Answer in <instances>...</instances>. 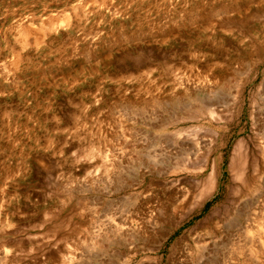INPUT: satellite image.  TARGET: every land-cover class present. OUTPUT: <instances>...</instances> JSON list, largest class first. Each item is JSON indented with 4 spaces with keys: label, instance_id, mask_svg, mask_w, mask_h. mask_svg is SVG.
I'll list each match as a JSON object with an SVG mask.
<instances>
[{
    "label": "rangeland",
    "instance_id": "1",
    "mask_svg": "<svg viewBox=\"0 0 264 264\" xmlns=\"http://www.w3.org/2000/svg\"><path fill=\"white\" fill-rule=\"evenodd\" d=\"M263 110L264 0H0V264H264Z\"/></svg>",
    "mask_w": 264,
    "mask_h": 264
},
{
    "label": "bare ground",
    "instance_id": "2",
    "mask_svg": "<svg viewBox=\"0 0 264 264\" xmlns=\"http://www.w3.org/2000/svg\"><path fill=\"white\" fill-rule=\"evenodd\" d=\"M253 41V40H252ZM248 69V68H247ZM199 77V76H198ZM192 78V77H191ZM188 79H189V77H188ZM206 80V79H205ZM208 80V79H207ZM200 82H203V81H201V80H199ZM192 82V81H191ZM190 82V83H191ZM206 83H208V82H206ZM190 85V84H189ZM195 85V84H194ZM192 87V86H191ZM235 88V87H234ZM231 93V92H230ZM223 100V99H222ZM229 100H230V98H229ZM233 100V99H232ZM235 100V99H234ZM194 102V101H193ZM227 102V101H226ZM230 102V101H229ZM204 103V102H203ZM212 103V102H211ZM218 103V102H217ZM223 103H225V102H223ZM196 104V103H195ZM214 104V103H213ZM232 104V103H231ZM212 104H210V103H206V104H204V105H200L201 107L203 106V108H199L198 109V111H196L195 109V113H199V112H201L202 111V109L203 110H205V111H207V114L209 113L210 115V117H212V118H210L209 116V119H207V121H206V123L207 124H209L210 126H212V125H216V127H218V130L216 131V136L213 138V136H211V138L209 139V141H206V139H205V141H204V137H203V135H202V139H194L193 137H190V138H193L195 141H193V143H191V145H192V148H191V150H190V156L192 157V159L193 160H196V161H198V159H207L208 160V157H210L213 153H215L216 151H218L219 149H221V144H220V142H221V140H222V137H223V131L221 132L219 129H220V123H221V119H222V117H216L215 118V113H214V111H212V108H213V106H212V108H209L210 106H211ZM216 105V104H215ZM224 106V105H223ZM227 107V106H226ZM191 108V107H190ZM189 108V109H190ZM198 108V107H197ZM229 108V107H228ZM177 109H179V108H177ZM211 109V110H210ZM253 109H255V108H253ZM191 110H193V109H191ZM226 110V109H225ZM259 110V109H258ZM180 111V110H179ZM264 111V110H263ZM260 112V111H259ZM221 113V112H220ZM227 113V112H226ZM230 113V112H229ZM255 113V112H254ZM212 114L214 115V116H212ZM228 114V113H227ZM189 115V114H188ZM187 115V116H188ZM201 115V114H200ZM218 115V114H217ZM186 116V115H185ZM202 116V115H201ZM256 117V116H255ZM200 118V117H199ZM219 118V119H218ZM254 119V118H253ZM181 120H183V119H181ZM189 120V119H188ZM190 120H193V121H198L199 119H195V118H190ZM224 120V119H223ZM226 120V119H225ZM225 120H224V122H225ZM200 121V120H199ZM223 122V123H224ZM255 122V121H254ZM175 123H176V121H175ZM222 123V124H223ZM264 123V122H263ZM252 124V123H251ZM162 125V124H161ZM195 125V124H194ZM205 129H207V128H205ZM200 131V130H199ZM209 131H210V129H209ZM208 131V132H209ZM201 132V131H200ZM259 132V131H258ZM205 133V132H204ZM207 133V132H206ZM195 134V133H194ZM199 134V133H198ZM212 134V133H211ZM256 134V133H255ZM254 134V135H255ZM260 134V133H259ZM204 135H206V134H204ZM176 136V135H175ZM191 136H193V135H191ZM253 137H255V136H253ZM257 138V137H256ZM208 139V138H207ZM259 141V140H258ZM177 142V141H176ZM191 142V141H190ZM260 143V142H259ZM242 144V143H241ZM256 144V143H255ZM261 146L263 145V144H260ZM257 146V145H256ZM259 147V146H258ZM239 148V147H238ZM256 148V147H255ZM237 149V148H236ZM259 149V148H258ZM232 150V149H231ZM234 150V149H233ZM206 151V152H205ZM237 151V150H236ZM238 152V151H237ZM241 152H243V151H241ZM233 153V152H232ZM258 153V152H257ZM250 154V153H249ZM238 155V154H237ZM188 156V155H187ZM191 157H188L189 158V160H190V158ZM237 157V156H236ZM253 157V156H252ZM187 158V159H188ZM248 158V157H247ZM255 158V157H254ZM191 159V160H192ZM235 158H233V160H234ZM238 159V158H237ZM199 160V161H200ZM231 160V159H230ZM236 160V159H235ZM241 160V159H240ZM245 161V160H244ZM231 162H234V161H231ZM238 162V161H237ZM242 162V161H241ZM256 162V161H255ZM194 163H196V162H194ZM246 163V162H245ZM253 163V162H252ZM189 164V163H188ZM229 164H230V162H229ZM234 164H236V166L238 165L237 163H235L234 162ZM239 164H241V163H239ZM196 165V164H195ZM194 165V166H195ZM245 165V164H244ZM189 166V165H188ZM230 166V165H229ZM243 166V165H242ZM199 167V166H198ZM188 168V167H187ZM201 168V167H200ZM202 168H204V167H202ZM212 168V167H211ZM233 168V167H232ZM234 168H235V166H234ZM241 168V167H240ZM246 168V167H245ZM244 168V169H245ZM253 169H254V167H252ZM256 168H257V166H256ZM189 169V168H188ZM191 169V168H190ZM229 169V168H228ZM231 169V168H230ZM238 169V168H237ZM171 170V169H170ZM198 169H196V171H197ZM211 170V169H210ZM171 171H173V170H171ZM199 171V170H198ZM200 171H202V169L200 170ZM199 171V172H200ZM233 171V170H232ZM243 171V170H242ZM195 172V171H194ZM209 172V171H208ZM230 172V171H229ZM245 172V171H244ZM252 172V171H251ZM233 173V172H232ZM209 175L210 174H212L211 172L210 173H208ZM235 174V173H234ZM240 174V173H239ZM241 174H242V172H241ZM254 174V173H253ZM253 174H251V175H253ZM209 175L207 176V177H209ZM232 175V174H231ZM230 175V176H231ZM236 175V174H235ZM235 175H233V176H235ZM244 175V174H243ZM250 175V176H251ZM211 177H212V175H211ZM210 177V178H211ZM252 177H254V176H252ZM208 179V180H206V179H203V180H205V182L207 181V183L206 184H209L211 181V179ZM232 179V178H231ZM235 179V178H234ZM242 179V178H241ZM257 179V178H256ZM233 180V179H232ZM231 180V181H232ZM213 183V182H212ZM212 183H210V185L209 186H211L212 185ZM201 185V184H200ZM205 187H206V185H204ZM236 186V185H235ZM202 187V186H201ZM205 187L203 188V190L205 189ZM207 187H208V185H207ZM209 188V187H208ZM208 188H207V190H208ZM211 188V187H210ZM206 190V189H205ZM207 190L206 191H202V193L201 194H199L200 196L201 195H205L204 193H206L207 192ZM238 190V189H237ZM209 191V190H208ZM231 192V191H230ZM198 195V194H197ZM247 196V195H246ZM183 197V196H182ZM185 198V197H184ZM194 198V197H193ZM200 198V197H199ZM248 198V197H247ZM197 199V198H196ZM230 201H232V200H230ZM177 202V201H176ZM175 202V203H176ZM182 202V201H181ZM180 202V203H181ZM197 202V201H196ZM228 202V201H227ZM236 202H238V201H236ZM240 202V201H239ZM233 203V202H232ZM177 204H179V202L177 203ZM191 206V205H190ZM192 207V206H191ZM232 208V207H231ZM237 210V209H236ZM239 210V209H238ZM237 210V211H238ZM211 211V210H210ZM152 212V211H151ZM174 212H175V210H174ZM199 211H198V209H196V210H194L193 212H192V215H196L197 213H198ZM159 213V212H158ZM157 213V214H158ZM171 213V212H170ZM163 214V213H162ZM236 214V213H235ZM239 214V213H238ZM248 214V213H247ZM254 214V213H253ZM143 215V214H142ZM180 215V214H179ZM237 215V214H236ZM144 216V215H143ZM158 216V215H157ZM160 216V215H159ZM152 217V216H151ZM155 217V216H154ZM172 217V216H171ZM181 217V216H180ZM126 218V217H125ZM144 218V217H143ZM162 218V217H161ZM182 218V217H181ZM207 218H208V216H207ZM124 219V218H123ZM130 219H131V217H130ZM129 219V220H130ZM142 219V218H141ZM247 219H248V217H247ZM125 220V219H124ZM123 220V221H124ZM129 220H128V222H129ZM137 220V219H136ZM150 220V219H149ZM153 220H155L154 218H153ZM210 220V219H209ZM127 221V220H126ZM147 221V220H146ZM146 221H145V223H146ZM151 221V220H150ZM164 221V220H163ZM246 221H248V220H246ZM253 221V220H252ZM136 222V221H135ZM148 222V221H147ZM154 222V221H153ZM150 223V222H149ZM248 223V222H247ZM130 224V223H129ZM142 224H144V222L142 223ZM146 224H148V223H146ZM126 226V225H125ZM200 226V225H199ZM217 226V225H216ZM248 226V225H247ZM129 227V226H128ZM144 227V226H143ZM139 228V227H138ZM150 228V227H149ZM237 228H240V227H238L237 226ZM125 229V228H124ZM123 229V230H124ZM140 229V228H139ZM157 229V228H156ZM167 229V228H166ZM225 229V228H224ZM228 229V228H227ZM243 229V228H242ZM144 230V229H143ZM137 231V230H136ZM241 231V230H240ZM231 232V231H230ZM229 232V233H230ZM243 232V231H242ZM138 233H140V232H138ZM137 233V234H138ZM148 233V232H147ZM147 233H144L145 235L147 234ZM151 233V232H150ZM232 233V232H231ZM155 234V233H154ZM159 234V233H158ZM233 234V233H232ZM144 235V236H145ZM149 235V234H148ZM227 235V234H226ZM147 236V235H146ZM222 236V235H221ZM140 237V236H139ZM142 238H143V236H142ZM151 238V237H150ZM149 238V239H150ZM195 238V237H194ZM223 238V237H222ZM146 239V238H145ZM243 239H244V237H243ZM196 240V239H195ZM237 240V239H236ZM201 241V240H200ZM207 241V240H206ZM229 241V240H228ZM232 241V240H231ZM261 241V240H260ZM142 242H144L143 240H142ZM197 243H198V241H196ZM202 242V241H201ZM226 242V241H225ZM235 242V241H234ZM149 244V243H148ZM154 245V244H153ZM219 245V244H218ZM132 246H133V244H132ZM204 246H206V245H204ZM208 246V245H207ZM232 246V245H231ZM203 247V246H202ZM222 247V246H221ZM224 247V246H223ZM234 247V246H233ZM213 248V247H212ZM152 249V248H151ZM224 249H225V247H224ZM232 249H234V248H232ZM148 250V249H147ZM183 250V249H182ZM211 250V249H210ZM235 250V249H234ZM182 252V251H181ZM210 252V251H209ZM212 252V251H211ZM226 252V251H225ZM229 252V251H228ZM176 253V252H175ZM191 253V252H190ZM227 253V252H226ZM171 254V253H170ZM201 254H203L202 253V251L201 250H198L196 253H195V255H194V257H193V254H192V258H190V255L188 254L187 256L189 257H183V258H185L183 261H181V262H183V264H189L188 262H190V260H196V261H199L198 263L199 264H210L209 262H207L206 260H204L203 258H202V256H201ZM212 254V253H211ZM235 254V253H234ZM206 255V254H205ZM225 255V254H224ZM231 255V254H230ZM233 255V254H232ZM185 256V255H184ZM207 256V255H206ZM182 257V256H181ZM175 259V258H174ZM203 259V260H202ZM209 259V258H208ZM162 260V259H161ZM180 260V259H179ZM210 260H212V259H210ZM219 261V260H218ZM181 262L179 263V264H181ZM231 262V261H230ZM151 263H153V262H151ZM191 264H192V262H191ZM214 264H218V262H215ZM219 264H220V262H219Z\"/></svg>",
    "mask_w": 264,
    "mask_h": 264
}]
</instances>
